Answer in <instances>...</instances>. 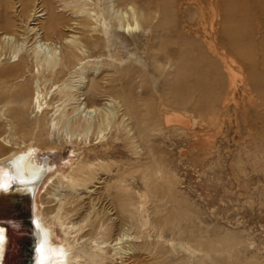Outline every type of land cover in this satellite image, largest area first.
Listing matches in <instances>:
<instances>
[{"label": "rangeland", "instance_id": "obj_1", "mask_svg": "<svg viewBox=\"0 0 264 264\" xmlns=\"http://www.w3.org/2000/svg\"><path fill=\"white\" fill-rule=\"evenodd\" d=\"M114 1L115 14L109 15L105 0H94L98 18L89 30L80 31L74 23L78 21L75 0H53L59 23L46 39L81 46L76 67L48 78L47 89L66 88L85 72L81 86L99 84L97 92L90 94L91 103L113 113V122L102 132L96 128L88 135L57 133L47 125L36 136L31 133L39 110L34 97L21 101L15 86L0 79V159L12 148L20 154L31 146L37 160L53 166L43 180L56 174L54 187L65 189L70 184L67 174L79 161L94 166V171L104 169L109 176L119 173L125 192L117 201L137 210L145 203L152 218L142 228L136 211L134 233L144 249L165 259L161 264L174 263L170 240L212 242L217 249L212 257L204 255L201 264H236L239 259L238 264H264V2L130 0V5L123 6L122 0ZM45 6L43 0H33L25 12L19 3L7 9L12 17L0 11V71L18 69L22 56L29 61L36 36L31 28L45 25L39 24L45 18L41 11ZM131 7L137 15L151 18L150 23L140 19L139 29L128 34V27L121 23L136 27ZM124 11L131 14L125 22ZM3 24L12 25L10 31ZM235 43L254 65L252 74L246 61L235 54ZM195 78L202 80L201 88L182 91V97L191 101L180 102L176 96L182 82ZM201 95L206 105L198 102ZM63 101L54 95L48 119ZM129 105L142 121L141 133L134 124L130 131ZM169 113L188 115L194 124H167ZM12 125L15 128L10 131ZM112 166L117 174L111 172ZM152 176L157 182L173 181V189L162 199L153 192ZM101 187L97 180L91 188L98 190L91 197L94 208L111 209L110 199L100 194ZM50 192L54 191L43 193L41 209H55L60 203L53 201ZM64 192L66 217L67 204L74 210L81 203L80 214L90 208V197ZM59 227L57 244L63 237ZM224 248H232L231 253L220 252Z\"/></svg>", "mask_w": 264, "mask_h": 264}, {"label": "bare ground", "instance_id": "obj_2", "mask_svg": "<svg viewBox=\"0 0 264 264\" xmlns=\"http://www.w3.org/2000/svg\"><path fill=\"white\" fill-rule=\"evenodd\" d=\"M129 1L130 0H122L121 5H130L128 3ZM258 1L260 0H253L254 3ZM261 1L264 2V0ZM43 2L46 6L45 9L42 8L41 11H44L43 15L45 18L39 24L45 23V25L31 28L36 36L32 42V48L29 50V61H27L25 56H22L20 59L21 66L18 67V69L4 67L0 71V79L3 80L5 84H12V86H15L17 97L20 96L21 101L25 98L34 97V101L39 106V110L35 116L37 122L35 127L31 130L32 134L37 136L40 134L38 131H41L47 125L53 128V131L57 133H77L82 131L88 135L96 128L102 132L113 122V113L105 112L91 103L90 94H95L97 92L99 84L91 82L88 85L81 86L83 84L82 78L85 72L75 80L76 83L69 84L66 88H59L57 92H55V90L52 92V90L47 89L49 84L48 78H53L55 75L65 73L66 69L72 70V68L76 67L77 59L81 56L79 53L81 46L75 43L73 46L65 44L58 45V43H52L46 40L53 29L58 26L59 14L55 9L53 0H43ZM75 2L77 4L76 7H78L75 10V13L78 15L76 16L78 17V21H74L76 25L75 29L84 31L83 27H85L89 30L93 22L98 18V12H95V8H93L95 2L94 0H75ZM16 3L21 4L25 12V6L27 4H32L33 0H0V11L4 10L12 17V12L7 9H11ZM114 5V0H105L104 9H106L109 15L115 14L112 12ZM130 9L133 11L132 17L137 23L136 27H132L127 23H121L123 27H128L126 29L128 34L139 29L138 24L140 19L150 23L151 18L150 15L145 13L143 16L137 15L134 8L131 7ZM225 14H228L227 16L229 17L231 16L230 11L225 10ZM130 16V13L124 11V22L127 18H130ZM3 25L5 31H10L12 25ZM5 38L9 39L7 36ZM64 39L65 37H63V40ZM62 48L64 49L63 53L61 52ZM233 49L240 59L246 61L249 65L248 67L252 70V74L254 72V65L252 64L250 66L251 61L247 55L245 56L243 54L244 49L237 43L233 44ZM29 64L32 65V69ZM96 72L97 70L94 69L91 77L94 78ZM177 77L182 80L181 73H179ZM252 77L255 78L254 75ZM201 85L202 80L200 78H195L194 82L191 83L182 82V90L178 93L177 89L179 95L176 94L177 96H175L178 97L182 103L191 101L182 97V91H184V93H192L193 90L198 91ZM34 90L35 93L33 94ZM51 93L54 94L51 95ZM55 94H59L64 101L62 104L55 107L50 120L48 119V114L52 112L54 108L51 102ZM261 94L264 95V90H261ZM204 98L206 99L205 96H200V100L198 101L200 105H206ZM47 99H50L51 102L47 101ZM127 115L129 119L133 120L130 123V131L133 129L134 124V126L137 127L136 130L141 133L142 128H140L139 125L142 121L136 117L133 106L129 105V112L126 116ZM166 116L167 124L180 123L185 127H190L194 124L188 115L169 113ZM14 128V125L8 126L10 131H13ZM6 143H10V145L8 144L9 146L12 145L10 140H6ZM2 156V159H0V187L2 184L8 186L7 184L11 183V181L19 183L23 180L32 183L35 189L34 226L37 231V241L35 256L32 258L33 264H161L165 260H161L158 255L150 249H144L142 243L138 241L139 236L134 233V229L136 228L134 223L136 211L139 215L138 222L142 228L147 226V219L151 217V214L150 211L148 212L145 203H141L139 205L141 208L137 210L138 207L135 209L132 207V204L121 205L117 201L118 197L123 194L122 192H125L121 190L122 180L119 173L118 176H109L108 171L105 172L104 169L94 171V169L92 170L94 166L90 167L85 161H79L72 166L67 174L70 184L65 189L58 185L54 187L56 181L54 177L56 174H51L43 180V177L46 174L48 175L49 171L51 172L53 170V166L44 159H41V161L37 160L31 146L27 147L26 151L20 152V154L16 149L12 148L8 155ZM111 172L117 174L118 171L112 166ZM102 173L104 175L99 176ZM151 179L153 182L152 188H154L153 192H155L160 199L169 194L170 188L173 189L172 179H168L167 182H162V180H159L161 182H157V177L155 176H152ZM97 180L102 186L100 188L102 189L100 193L101 196L105 195L111 201V209L94 208L96 204L92 202L93 199L91 197L93 193H97L98 190L96 188H91L95 186ZM35 182H37V184ZM16 189L19 191L21 188L20 186H16ZM64 190H68L69 194L74 195L76 198L83 199L90 197V208L85 209L84 214H80L83 209L81 203L78 202L74 210H72L73 208L71 205L67 204L68 216L66 217V213L63 210L66 203L62 201V198L67 196ZM48 191H54L50 192L52 198H54L53 201L60 202L55 209H41V197L44 192ZM2 194L3 193H1V195ZM61 205H63V207ZM171 215H174V213L170 212V216ZM150 222L155 227L156 224H154L152 219H150ZM57 226L61 227H59V229H61L63 234L61 244H57L55 240L58 234L56 233ZM138 227L139 226H137V228ZM142 235L143 234H140V237H142ZM5 241V229H0V264H8L12 254L18 256L19 262H21L24 256H28V253L25 252V250H23L24 248L18 243L16 245L13 243V245L17 247L13 253L10 251L5 253ZM169 244L172 253L170 254L174 256V259L172 258L174 260L173 264H179V262H187L188 264H193V262H195L201 264L204 255L211 256V253H214L217 249V246L215 247L212 242L206 240L197 241L196 243L182 240H170ZM231 249L232 248H224L220 252L229 255ZM149 255H153V258H150ZM18 261L13 260L11 263L17 264L19 263ZM239 261L240 259L236 260L235 263L238 264Z\"/></svg>", "mask_w": 264, "mask_h": 264}, {"label": "water", "instance_id": "obj_3", "mask_svg": "<svg viewBox=\"0 0 264 264\" xmlns=\"http://www.w3.org/2000/svg\"><path fill=\"white\" fill-rule=\"evenodd\" d=\"M7 185L2 184L0 187V229H5V253L8 251L13 253L17 243L28 253L21 262L18 261L17 255L12 254L8 264H12L13 260L18 261L17 264H33L32 258L35 256L37 241V231L34 226L35 189L32 183L23 180L19 183L11 181ZM15 185L20 186L21 189L17 191Z\"/></svg>", "mask_w": 264, "mask_h": 264}]
</instances>
